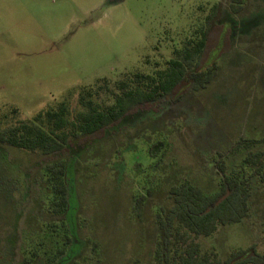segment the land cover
<instances>
[{
    "label": "rangeland",
    "instance_id": "obj_1",
    "mask_svg": "<svg viewBox=\"0 0 264 264\" xmlns=\"http://www.w3.org/2000/svg\"><path fill=\"white\" fill-rule=\"evenodd\" d=\"M232 2L0 0V114L13 106L27 119L63 99L76 102L82 88L102 78L112 84L125 74L150 73L154 61L164 67L208 16L210 25L222 22L232 30L230 46L204 88L166 104L153 119L127 121L130 128L68 158L75 248L62 264H152L160 239L153 214L165 204V189L187 177L204 192L215 190L216 161H223L228 174L241 167L249 150L225 153L238 138L260 139L251 150H264V0H240L235 13ZM157 140L165 145L150 157L148 146ZM37 159L35 153L0 151V264H24L18 247H35L43 224L61 219L47 210L42 177L37 175V183L31 178ZM262 164L264 170V157ZM146 184L154 189L137 216L134 199ZM27 187L32 192L25 199ZM11 196L17 201L12 207L23 211L15 254L9 256L2 246L10 229L3 208ZM248 204L241 221L198 237L201 250L212 248L222 259L251 244L264 250V179L256 174Z\"/></svg>",
    "mask_w": 264,
    "mask_h": 264
},
{
    "label": "trees",
    "instance_id": "obj_2",
    "mask_svg": "<svg viewBox=\"0 0 264 264\" xmlns=\"http://www.w3.org/2000/svg\"><path fill=\"white\" fill-rule=\"evenodd\" d=\"M232 1L230 7L235 13L240 9V0ZM210 18L181 48L172 50L162 68H156L158 64L154 61L150 73L125 74L112 84L102 78L82 88L76 102L63 99L30 119L19 117L18 109L13 106L0 114V151L37 155L38 159L31 165L37 171L31 178L37 183V175L42 177L47 210L53 217L61 218L43 224L42 237L35 247L28 251L21 245L18 247L24 264H40V261L62 264L75 248L71 217L76 209L71 208L75 204L71 200L73 180L69 177V161L81 156L92 144L122 128H130L127 121L153 119L166 104L178 102L187 92L202 89L212 80L217 70L216 60L230 46L231 30L223 27L222 22L210 25ZM259 142L260 139L241 137L226 150L228 155L233 149H249L241 167L228 174L223 161H216L219 180L213 191L204 192L187 177L165 189V204L158 205L153 214L160 239L151 254L152 264H264V250L258 251L254 244L232 250L222 259L212 248L201 250L197 241L200 236H210L219 225L237 223L246 216L250 177L256 174L264 179V150H251ZM163 143L157 140L148 146L150 157L156 155L157 147L163 149ZM144 189L145 193L137 194L134 199L133 212L137 216H141L147 194H151L154 185L146 184ZM31 192V187H27L24 198L28 199ZM14 202L17 203L16 198L11 196L3 208L5 217L2 214L4 225H10L6 238L3 237L6 244L2 245L9 256L15 254L19 240L17 217L23 211L22 207L13 208Z\"/></svg>",
    "mask_w": 264,
    "mask_h": 264
},
{
    "label": "flooded vegetation",
    "instance_id": "obj_3",
    "mask_svg": "<svg viewBox=\"0 0 264 264\" xmlns=\"http://www.w3.org/2000/svg\"><path fill=\"white\" fill-rule=\"evenodd\" d=\"M232 31V30H231ZM234 31V30H233Z\"/></svg>",
    "mask_w": 264,
    "mask_h": 264
}]
</instances>
